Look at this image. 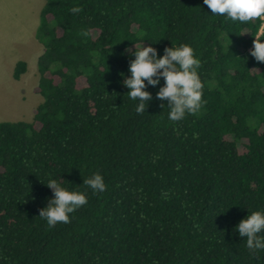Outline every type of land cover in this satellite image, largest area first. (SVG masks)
Returning <instances> with one entry per match:
<instances>
[{
    "label": "trees",
    "instance_id": "obj_1",
    "mask_svg": "<svg viewBox=\"0 0 264 264\" xmlns=\"http://www.w3.org/2000/svg\"><path fill=\"white\" fill-rule=\"evenodd\" d=\"M257 31L264 20L231 22L202 0H45L43 101L31 121H0V264H264V250L249 254L234 230L264 208ZM143 42L158 55L172 43L193 47L204 100L196 114L168 120L155 97L163 78L135 112L122 83L132 57L121 52ZM26 70L19 60L13 76ZM95 171L103 192L82 184ZM49 176L88 197L52 227L37 216L53 194Z\"/></svg>",
    "mask_w": 264,
    "mask_h": 264
},
{
    "label": "clouds",
    "instance_id": "obj_2",
    "mask_svg": "<svg viewBox=\"0 0 264 264\" xmlns=\"http://www.w3.org/2000/svg\"><path fill=\"white\" fill-rule=\"evenodd\" d=\"M213 15L224 16L231 22H247L254 18L264 20V0H202ZM72 13L80 11L79 5H73ZM245 32H242L243 34ZM264 33L257 31L254 35L250 55L264 63ZM145 41V40H144ZM122 55L132 57L129 60L127 72L124 75L123 85L128 89V98L135 101V112L142 113L146 109L145 102L152 98V93L147 86H156L163 78L155 93L160 100L161 107L168 106L167 117L169 121H179L186 114H196L202 107L203 84L198 72L200 60L194 54V49L189 43L180 42L165 46L163 54L158 55L153 44H144L132 50L125 46ZM167 101L164 104V101ZM52 190V195L47 198V204L38 211V217L46 222L48 227L58 222H70V213L87 203L85 190L70 187L60 179L49 176L47 181L42 180ZM83 185L93 193L103 192L106 188L104 176L95 171L83 177ZM264 208L248 211L239 222L234 225V230L240 237H244V244L249 254L255 255L264 250Z\"/></svg>",
    "mask_w": 264,
    "mask_h": 264
},
{
    "label": "rangeland",
    "instance_id": "obj_3",
    "mask_svg": "<svg viewBox=\"0 0 264 264\" xmlns=\"http://www.w3.org/2000/svg\"><path fill=\"white\" fill-rule=\"evenodd\" d=\"M45 0H0V121H31L43 101L35 90L39 82L38 57L43 44L36 37ZM19 60L27 70L13 76Z\"/></svg>",
    "mask_w": 264,
    "mask_h": 264
}]
</instances>
